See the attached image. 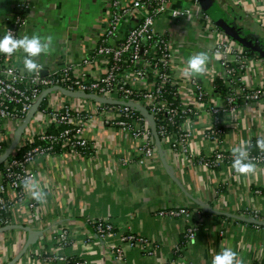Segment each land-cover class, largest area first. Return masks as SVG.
<instances>
[{"label":"crops","instance_id":"obj_1","mask_svg":"<svg viewBox=\"0 0 264 264\" xmlns=\"http://www.w3.org/2000/svg\"><path fill=\"white\" fill-rule=\"evenodd\" d=\"M25 1L30 6L21 37H53L54 49L38 58L45 67L44 74L69 64L78 72L88 71L92 77L105 72L104 60H95L91 65L83 61L97 46L116 0H0V38L18 4ZM208 1L230 26L232 33L228 35L233 41L264 49V19L260 25L252 18L257 13L264 16V0ZM178 4L192 3L181 0ZM180 26L188 29L183 38ZM156 29L173 31L178 41L175 71L184 87L182 94L188 87V77L183 74L188 58L197 50L207 51L211 57L207 71L193 77L212 99H220L212 82L223 72L213 52L214 34L205 33L201 24L190 19L181 25L167 17L159 20ZM201 38L207 42L199 43ZM24 57L22 50L12 54L13 63L24 67ZM243 78L251 84L264 81V64L250 61ZM211 124L212 117L205 112L193 115L185 124L192 133L188 152L163 144L166 163L159 151L157 157L140 163V139L96 118L88 122L86 131L92 145L86 154L66 150L51 153L31 166L32 180L46 195L37 201L24 186L25 200L15 201L9 212L12 225L18 227L0 231V264L15 259L30 234L29 247L14 264H59L54 259L58 254L86 264H212L224 248L235 251L244 264H264V226L224 214L251 217L249 211L256 210L264 217V163L247 176L237 174L228 164L206 165L215 149L205 135ZM224 127L225 150L232 153L231 149L243 139L250 142L249 152L259 153L256 142L264 138V99L241 102L236 115L225 117ZM8 195L14 198L13 191L8 190ZM31 200L36 203L33 210L28 206ZM176 207H187L199 223L195 239H186L184 217L159 213ZM100 221L113 227L104 236L97 228ZM64 232L69 238L65 247L60 242ZM129 236L148 240L154 251L150 253V248L130 238L123 240Z\"/></svg>","mask_w":264,"mask_h":264},{"label":"built area","instance_id":"obj_2","mask_svg":"<svg viewBox=\"0 0 264 264\" xmlns=\"http://www.w3.org/2000/svg\"><path fill=\"white\" fill-rule=\"evenodd\" d=\"M181 0H123L114 1L109 11L105 31L98 38L97 46L84 58L91 65L95 60L105 62V72L92 77L88 71L78 72L72 64L54 68L44 74V65L38 72L29 73L24 67L14 64L12 55L0 53V157L10 147L17 129L36 106L39 96L47 89L60 87L72 92L99 95L119 103H103L91 98H77L64 94L60 89L48 93L28 123L19 143L0 167V228L12 225L9 216L14 202L25 200V181L34 178L32 165L47 154L71 151L82 155L91 148L86 131L87 123L95 118L105 125L115 126L135 139L141 140L140 163L158 156V146L150 118L139 108L127 104L133 102L148 110L155 122L163 144L188 152L192 136L186 123L193 115L205 112L212 117L206 137L215 145L213 155L204 163L211 167L226 164L232 168V153L224 149L225 117L236 115L241 102L264 99V81L244 82V73L250 61L264 64V57L248 55L245 48L233 41L213 16L203 8L201 0H190V6L179 5ZM30 3L18 4L17 12L8 22L5 34L12 31L21 37L25 24V12ZM253 6V5H252ZM252 9V7H251ZM167 17L171 22L201 24L205 33L214 34V54L223 69L213 78V87L220 99H212L203 84L195 77H188L185 94L176 74L178 41L173 31L159 32L156 26ZM253 21L261 25L264 16L253 14ZM259 43L263 41L257 39ZM16 53V52H15ZM82 66V65H81ZM226 81L229 91L222 94L217 80ZM184 92V91H183ZM46 100V105L42 103ZM11 136V138L9 137ZM192 154V153H191ZM256 165L264 163V151L249 152ZM233 169V168H232ZM234 170V169H233ZM8 190L14 198H9ZM29 201V208H35ZM249 210H244L246 213ZM250 216L264 220L261 213L252 210ZM160 214L184 217L187 222L186 239L196 238L199 223L187 207L161 210ZM260 226V225H258ZM100 236L112 230V225L103 221L97 224ZM133 243L150 248L154 245L134 236ZM60 242L65 247L69 238L64 232ZM59 264H86L75 261L65 254L54 258Z\"/></svg>","mask_w":264,"mask_h":264},{"label":"clouds","instance_id":"obj_3","mask_svg":"<svg viewBox=\"0 0 264 264\" xmlns=\"http://www.w3.org/2000/svg\"><path fill=\"white\" fill-rule=\"evenodd\" d=\"M54 49L53 37L51 35L41 36L33 34L23 37H16L12 31L0 38V53L11 56L15 52L22 50L25 53L23 60L24 68L29 72H38L42 69V65L38 62V58L43 54L47 55ZM217 57L220 53H215ZM210 54L207 51H201L193 54L187 60V66L184 70L185 77H199L205 74L207 66L210 62ZM256 146L264 151V138H258ZM250 142L240 140L239 144L231 149L233 156L232 168L237 174L251 175L256 172L257 165L253 162L249 155ZM25 188L31 190V195L37 201H42L46 195L39 189L38 183L34 180H26ZM212 264H244V261L238 257V254L231 248H224L217 253L212 261Z\"/></svg>","mask_w":264,"mask_h":264},{"label":"water","instance_id":"obj_4","mask_svg":"<svg viewBox=\"0 0 264 264\" xmlns=\"http://www.w3.org/2000/svg\"><path fill=\"white\" fill-rule=\"evenodd\" d=\"M201 2H202L203 8L205 10H207L216 19V22L221 26V28L224 31H226L227 34L230 35L232 33V30H231L230 26L222 18H220V16L218 15L219 11L217 10V8L216 7H212V4L208 0H202ZM55 89H60L64 94L72 96V97L91 98V99H94V100H97V101L103 102V103H113V102L114 103H119V101H110V100H107V99H105V98H103V97H101L99 95L87 94V93H81V92H72V91H69V90H66V89H63V88H60V87L50 88V89L45 90L39 96L38 101L36 103V106L29 113V115L27 116V118L25 119L23 124L17 129L15 137H14L10 147H8L7 150L5 151V153L0 157V164H2L9 157L10 153L12 152V150L19 143V141H20V139H21V137H22L27 125H28V123L31 121L33 115L35 114V111L37 110V108L41 104V102L43 101L44 97L48 93L52 92ZM127 104L133 105L135 107H139L150 118L152 129H153V133H154L156 141H157L158 151H159L160 155L162 156L163 162L166 163V160L164 158L162 143H161V140H160L159 135L157 133V128H156L155 122L152 119V116L149 114L148 110L146 108H144V107H141V106H139V105H137V104H135L133 102H128ZM224 214L231 215L232 217H234L236 219H239V220H243V221H246V222H249V223H253V224H256V225L264 226V220L255 219L253 217H245V216H242V215L230 214V213H224ZM15 227H18V226L8 225V226L0 228V231H3V232L9 231V230L14 229ZM25 228L29 229L28 227H25ZM31 239H32V236L30 234L29 240H28L27 244L25 245L23 251L15 259H13L9 264H14L26 252L27 248L29 247V245L31 243Z\"/></svg>","mask_w":264,"mask_h":264},{"label":"trees","instance_id":"obj_5","mask_svg":"<svg viewBox=\"0 0 264 264\" xmlns=\"http://www.w3.org/2000/svg\"><path fill=\"white\" fill-rule=\"evenodd\" d=\"M239 43L244 46V48H245L246 52L248 53V55L264 57V49H258L257 47L253 48L252 46H250L248 43H245L244 41H240ZM217 83H218L219 91L222 94H227V92L229 91V88H228V85H227L226 81L224 79H222V78H218ZM45 105H46V100H44V102L42 103V106H45ZM2 166H3V164H0V167H2Z\"/></svg>","mask_w":264,"mask_h":264},{"label":"rangeland","instance_id":"obj_6","mask_svg":"<svg viewBox=\"0 0 264 264\" xmlns=\"http://www.w3.org/2000/svg\"><path fill=\"white\" fill-rule=\"evenodd\" d=\"M179 30H180V32H181V37L183 38V36L186 34V33H188L187 31H188V29H186L185 27H179L178 28ZM205 42H207L204 38H201L200 40H199V43H205ZM199 52V50H197L196 51V53H198Z\"/></svg>","mask_w":264,"mask_h":264}]
</instances>
